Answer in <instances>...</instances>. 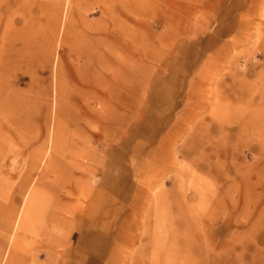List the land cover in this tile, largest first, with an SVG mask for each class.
Masks as SVG:
<instances>
[{
  "label": "rangeland",
  "instance_id": "rangeland-1",
  "mask_svg": "<svg viewBox=\"0 0 264 264\" xmlns=\"http://www.w3.org/2000/svg\"><path fill=\"white\" fill-rule=\"evenodd\" d=\"M0 264H264V0H0Z\"/></svg>",
  "mask_w": 264,
  "mask_h": 264
}]
</instances>
